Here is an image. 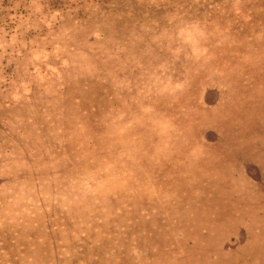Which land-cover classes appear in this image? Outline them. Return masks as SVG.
Returning a JSON list of instances; mask_svg holds the SVG:
<instances>
[{"label":"rangeland","instance_id":"1","mask_svg":"<svg viewBox=\"0 0 264 264\" xmlns=\"http://www.w3.org/2000/svg\"><path fill=\"white\" fill-rule=\"evenodd\" d=\"M0 264H264V0H0Z\"/></svg>","mask_w":264,"mask_h":264},{"label":"trees","instance_id":"2","mask_svg":"<svg viewBox=\"0 0 264 264\" xmlns=\"http://www.w3.org/2000/svg\"><path fill=\"white\" fill-rule=\"evenodd\" d=\"M93 122H94V121H93ZM88 144H92L93 147L98 148V145H95V142H93V141L88 142Z\"/></svg>","mask_w":264,"mask_h":264}]
</instances>
